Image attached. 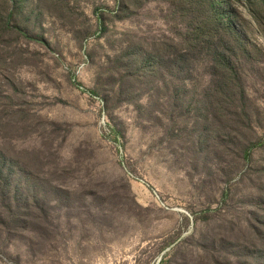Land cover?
Here are the masks:
<instances>
[{
	"label": "rangeland",
	"instance_id": "rangeland-1",
	"mask_svg": "<svg viewBox=\"0 0 264 264\" xmlns=\"http://www.w3.org/2000/svg\"><path fill=\"white\" fill-rule=\"evenodd\" d=\"M221 5L0 0V264H264V0Z\"/></svg>",
	"mask_w": 264,
	"mask_h": 264
},
{
	"label": "trees",
	"instance_id": "trees-1",
	"mask_svg": "<svg viewBox=\"0 0 264 264\" xmlns=\"http://www.w3.org/2000/svg\"><path fill=\"white\" fill-rule=\"evenodd\" d=\"M213 3H215L216 4V7H215V9H216V11L218 10V12H220V10H221V7H222V2L224 1V0H211ZM221 5V6H220Z\"/></svg>",
	"mask_w": 264,
	"mask_h": 264
},
{
	"label": "water",
	"instance_id": "water-1",
	"mask_svg": "<svg viewBox=\"0 0 264 264\" xmlns=\"http://www.w3.org/2000/svg\"><path fill=\"white\" fill-rule=\"evenodd\" d=\"M161 260V257L159 258V261Z\"/></svg>",
	"mask_w": 264,
	"mask_h": 264
}]
</instances>
